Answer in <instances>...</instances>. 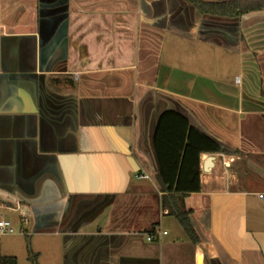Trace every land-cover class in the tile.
I'll list each match as a JSON object with an SVG mask.
<instances>
[{"label": "crops", "instance_id": "0c3cea01", "mask_svg": "<svg viewBox=\"0 0 264 264\" xmlns=\"http://www.w3.org/2000/svg\"><path fill=\"white\" fill-rule=\"evenodd\" d=\"M237 1L0 0V258L27 233L42 264H264V0ZM169 110L226 150L183 199L197 243L161 206Z\"/></svg>", "mask_w": 264, "mask_h": 264}, {"label": "trees", "instance_id": "16d2710c", "mask_svg": "<svg viewBox=\"0 0 264 264\" xmlns=\"http://www.w3.org/2000/svg\"><path fill=\"white\" fill-rule=\"evenodd\" d=\"M187 1L199 12L211 15L238 16L248 11L247 8L240 7L237 0ZM153 150L158 168L156 180L163 193L161 206L175 217L190 240L197 243L198 237L190 223L189 211L183 207V199L189 193L200 190V155L226 150L191 125L186 117L173 110L160 114L153 135ZM0 264H17V260L14 256H3Z\"/></svg>", "mask_w": 264, "mask_h": 264}, {"label": "rangeland", "instance_id": "374dc122", "mask_svg": "<svg viewBox=\"0 0 264 264\" xmlns=\"http://www.w3.org/2000/svg\"><path fill=\"white\" fill-rule=\"evenodd\" d=\"M8 218L12 219L11 216H9ZM11 226L13 228V232H14L13 234L19 233L14 225L11 224ZM26 234L27 233L25 234L23 233V239L21 244L19 245V250H15L16 254L14 256L16 257L17 264H34V261L36 264H42L45 258L43 255L39 257V254L36 250V238L33 237L32 240L31 237L28 236V234L27 236H25Z\"/></svg>", "mask_w": 264, "mask_h": 264}, {"label": "built area", "instance_id": "2783aa9c", "mask_svg": "<svg viewBox=\"0 0 264 264\" xmlns=\"http://www.w3.org/2000/svg\"><path fill=\"white\" fill-rule=\"evenodd\" d=\"M143 176H139V178H142ZM25 221H27L25 219ZM13 232V228L11 226V223L6 220V219H0V235L5 234V233H12ZM153 238V236H148L147 239L151 240Z\"/></svg>", "mask_w": 264, "mask_h": 264}, {"label": "water", "instance_id": "95a60500", "mask_svg": "<svg viewBox=\"0 0 264 264\" xmlns=\"http://www.w3.org/2000/svg\"><path fill=\"white\" fill-rule=\"evenodd\" d=\"M62 29H63V33H62V37H64V35H65V31H66V20H64L63 21V23H62ZM160 116V115H159ZM159 118V117H158ZM201 131V130H200ZM203 132V131H202ZM204 133V132H203ZM205 134V133H204ZM207 135V134H206ZM207 136H209V135H207ZM210 137V136H209ZM210 138H212V137H210ZM213 139V138H212Z\"/></svg>", "mask_w": 264, "mask_h": 264}]
</instances>
